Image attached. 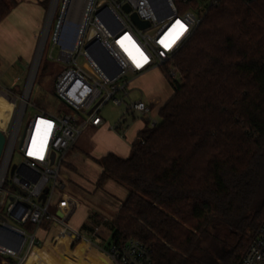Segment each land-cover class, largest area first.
Instances as JSON below:
<instances>
[{
  "label": "trees",
  "instance_id": "1",
  "mask_svg": "<svg viewBox=\"0 0 264 264\" xmlns=\"http://www.w3.org/2000/svg\"><path fill=\"white\" fill-rule=\"evenodd\" d=\"M17 4L0 0V22ZM164 73L159 124L96 160L98 187L129 191L112 240L143 241L152 264H238L264 220V0H220Z\"/></svg>",
  "mask_w": 264,
  "mask_h": 264
},
{
  "label": "built area",
  "instance_id": "2",
  "mask_svg": "<svg viewBox=\"0 0 264 264\" xmlns=\"http://www.w3.org/2000/svg\"><path fill=\"white\" fill-rule=\"evenodd\" d=\"M66 2L52 38L60 46L59 58L68 65L55 81V95L68 111L57 114L39 110L20 138L32 77L43 53L42 40L24 86L16 124L8 136L3 131L7 140L0 157V264H24L30 249L44 241L55 225L71 236L72 242L84 239L70 225L77 203L62 192L65 184L60 170L67 152L88 127L104 125L101 111L106 104L125 103L130 82L120 80L128 72L138 77L171 62L220 0H85L77 22L70 19ZM132 13L148 21L149 27L140 28ZM102 51L109 59L110 73L100 65ZM79 56L86 60L84 67L77 64ZM168 75L182 80L174 66ZM0 92L11 95L1 86ZM159 111L144 100H129L123 117L111 129L124 137L128 117L155 127L160 122ZM19 140L23 162L13 168L11 159ZM136 140L144 143L143 137ZM44 229L45 237L39 235ZM151 253L147 244L134 238L112 241L103 251L113 264H152ZM238 264H264V220Z\"/></svg>",
  "mask_w": 264,
  "mask_h": 264
},
{
  "label": "crops",
  "instance_id": "3",
  "mask_svg": "<svg viewBox=\"0 0 264 264\" xmlns=\"http://www.w3.org/2000/svg\"><path fill=\"white\" fill-rule=\"evenodd\" d=\"M49 1L50 0H24L21 5L18 3L14 6L10 13L0 22V46H3L5 56L16 57V54H14L15 51L23 48L22 43L16 42L14 37L10 39L7 35L16 32L20 33L25 26H32V23H34L31 20L32 17L40 20L43 15L44 18L45 13L43 7H47ZM14 14L18 15L17 19ZM24 24L25 26L22 27ZM37 27L36 29H38V32H34L32 35V39L35 42L33 41L31 43V45L34 43L33 48H31L33 49L32 52L34 51L33 54L31 53L33 62L37 52L36 37L37 34L40 33V25ZM155 70L144 73L138 76V78L140 79ZM28 76L29 73L26 81ZM173 94L174 90L172 88V94L167 97L163 104H166ZM149 97L150 101L145 102L152 103L158 100L156 94L152 93ZM144 126L145 122L142 123L141 127H136L135 129L128 128L124 137L112 131V129H108L104 125L95 127L94 136L91 138L94 140L98 134H101L103 137L105 136L102 142L92 147L85 139L82 141L79 140L73 149L67 152L65 157L68 162L65 164L68 168L75 171V175H70L71 171L69 172L68 170L64 171V175L67 177L73 176L75 180L74 183L77 186V189L69 195L70 198L77 203V208L70 220V225L73 230L83 235L84 240L71 249L70 244L72 242V237L63 233L61 227L55 225L47 238L42 241L43 245L41 247L36 246L30 249V253L27 255L24 264H113L109 258L103 254V251L109 248L113 240L106 244L101 233L103 228L107 226L111 228L114 233L112 221L120 214L121 206L127 199L129 191L125 186L111 178L101 187H98L97 181L103 169L96 160L108 153H114L121 158H128L131 155L132 145ZM77 146L80 150L78 153L74 151ZM86 154L88 155V162L82 158V156H86ZM80 163L84 164L87 169L90 168L87 170L88 175L84 172V174H78L76 172ZM87 163H90L89 168L87 167ZM113 233L111 235L112 237ZM42 235L45 237V231H42ZM53 236L57 237L58 243H52L51 240ZM85 241L89 242L87 243Z\"/></svg>",
  "mask_w": 264,
  "mask_h": 264
},
{
  "label": "rangeland",
  "instance_id": "4",
  "mask_svg": "<svg viewBox=\"0 0 264 264\" xmlns=\"http://www.w3.org/2000/svg\"><path fill=\"white\" fill-rule=\"evenodd\" d=\"M4 1L8 7L12 5L14 0H2ZM66 0H50L47 7H43L45 16L42 19L38 18H31V20L34 22L32 23V26H25V24L22 26L24 27L22 31L9 34V38H15L16 42L22 43V49L15 51L14 54H16V57L12 56H5L4 55V48L3 46H0V86L6 90L9 91L11 95H5L4 97L9 99L13 103V112L12 117L7 124V126L2 131H7V136L9 135V132L12 131L16 124V119L19 113L20 105H21V96L24 91L25 81L27 78V75L30 71V68L33 64V57L32 52L33 45L31 43L34 41L32 39V35L34 32H38L37 26L40 25V33L37 34V41H36V49L40 46L42 40H43V53L39 60L37 72L32 84V88L28 97V107L26 109L24 119L21 125L20 130V138L24 133V130L29 122V119L35 115L39 110H47L49 112L53 113H61V112H67V107L56 97L55 95V81L58 77V75L61 73L63 69H65L68 65L61 61L60 57V46L54 43V40L52 38L56 22L58 19V16L60 15V12L63 9L64 2ZM85 0H71L69 2V17L72 21L77 22L80 19L82 8L84 5ZM19 5H21L24 0H17ZM32 3V2H31ZM40 5V4H39ZM41 7V5H40ZM50 15L51 18H50ZM16 19L18 18V15H15ZM39 21V25H38ZM27 25V24H26ZM49 30V34L43 38L45 30ZM36 30V31H35ZM90 35H88L89 37ZM7 38V37H6ZM6 40V39H4ZM35 42V41H34ZM32 53V54H31ZM9 54V53H8ZM14 59V60H13ZM77 64L81 67H84L87 65L86 60L84 57L79 56L77 58ZM171 68V66H166ZM165 66H161L157 68L155 71L151 72L150 74L145 75L142 78H138L135 76V74L128 72L123 79L120 80L122 82L123 80H128L130 82L129 84V96L125 98V103L122 105H115L112 102H109L106 104L102 111L101 116L104 118V126H106L108 129H111V127L115 126L118 121L123 117V114L126 111L127 103L129 100H144V101H150V94H156L158 100L153 101L152 104L157 108L161 109L165 104L163 102L167 99L169 95L172 94V88L171 84L168 81V79L165 76L164 73ZM181 81V78L179 79ZM130 129H135L136 127H141L142 121L141 119L133 120L132 118H127ZM159 120H161L160 117H158ZM94 128L95 127H88L79 137V140H86L89 145L91 144L92 147H95L98 143L102 142L104 140L105 136L103 137L101 134H98L96 139H92L91 137L94 136ZM127 128V129H128ZM113 131V129H112ZM139 137V134L137 138ZM91 138V139H90ZM93 140V141H91ZM77 141V143H78ZM20 140L16 143L15 149L13 152V156L11 159V167L13 165H20L23 162V156L20 151ZM75 152H80L78 146L74 150ZM86 156H82L87 162L89 159ZM67 158L65 157V160L61 166L60 170V176L63 181V183H66V186L64 189H62L63 194L70 195L73 193L75 189H77L76 184L74 183V177L69 176L67 177L64 175V171H71L70 175H75V171L71 170L66 166L65 163H67ZM87 167H90V163H87ZM90 169V168H89ZM84 164H81L78 166V170L76 171L78 174H87V170ZM84 172V173H83ZM74 222V221H73ZM71 224V223H70ZM25 228L28 229V225H25ZM112 229L107 227H104L102 230V237L106 244L111 242L112 240ZM39 235H42V231H39ZM84 240V239H82ZM80 241L71 242L70 248L73 249L76 247ZM53 244L58 243V239L51 240ZM87 242V241H85ZM89 242V241H88ZM87 242V243H88ZM28 245L24 249V253H26ZM43 245L42 242L38 245V247H41Z\"/></svg>",
  "mask_w": 264,
  "mask_h": 264
},
{
  "label": "water",
  "instance_id": "5",
  "mask_svg": "<svg viewBox=\"0 0 264 264\" xmlns=\"http://www.w3.org/2000/svg\"><path fill=\"white\" fill-rule=\"evenodd\" d=\"M125 9L126 11H130V7L128 5L125 6ZM133 21L140 27V28H147L149 27V22L148 21H144V20H141L136 13H132L131 15ZM99 62H100V65L101 67L107 72V73H110L109 69H108V63H109V59L105 56V54L103 53H100L99 54ZM37 68H38V63L35 67V72H34V75L32 77V82H31V85L33 84V81H34V78H35V75H36V72H37ZM6 135L5 133L0 129V157L2 155V152L4 150V147H5V144H6ZM14 168V166H13ZM43 198H44V195H43ZM4 242V241H2Z\"/></svg>",
  "mask_w": 264,
  "mask_h": 264
},
{
  "label": "bare ground",
  "instance_id": "6",
  "mask_svg": "<svg viewBox=\"0 0 264 264\" xmlns=\"http://www.w3.org/2000/svg\"><path fill=\"white\" fill-rule=\"evenodd\" d=\"M71 2V0H67L65 9L67 7V4ZM52 15H50L51 18ZM0 92V128L3 129L7 126L9 123L11 117H12V112H13V103L9 101V99L4 97ZM27 98V97H26ZM25 98V99H26ZM26 260V259H25Z\"/></svg>",
  "mask_w": 264,
  "mask_h": 264
},
{
  "label": "snow or ice",
  "instance_id": "7",
  "mask_svg": "<svg viewBox=\"0 0 264 264\" xmlns=\"http://www.w3.org/2000/svg\"><path fill=\"white\" fill-rule=\"evenodd\" d=\"M177 24H180V27H181L182 30H186V29H185V26H184L183 24H181L180 21H177Z\"/></svg>",
  "mask_w": 264,
  "mask_h": 264
}]
</instances>
